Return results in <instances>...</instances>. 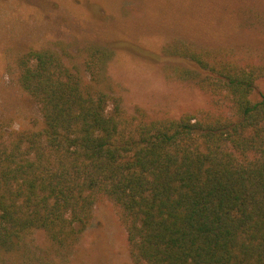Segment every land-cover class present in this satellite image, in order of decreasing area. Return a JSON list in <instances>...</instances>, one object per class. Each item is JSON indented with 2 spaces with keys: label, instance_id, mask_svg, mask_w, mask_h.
Listing matches in <instances>:
<instances>
[{
  "label": "trees",
  "instance_id": "obj_1",
  "mask_svg": "<svg viewBox=\"0 0 264 264\" xmlns=\"http://www.w3.org/2000/svg\"><path fill=\"white\" fill-rule=\"evenodd\" d=\"M167 53L210 108L127 114L99 47L85 49L82 68L49 49L18 58L41 123L0 124V250L36 230L70 249L107 200L132 264H264V94L254 97L264 65L183 43Z\"/></svg>",
  "mask_w": 264,
  "mask_h": 264
},
{
  "label": "rangeland",
  "instance_id": "obj_2",
  "mask_svg": "<svg viewBox=\"0 0 264 264\" xmlns=\"http://www.w3.org/2000/svg\"><path fill=\"white\" fill-rule=\"evenodd\" d=\"M181 43L221 52L242 66L264 65V0H0V124L40 126L16 67L20 56L39 49L79 68L86 48L107 50L105 75L127 114L139 108L162 119L208 109V94L174 74L178 61L167 50ZM261 94L264 80L254 97ZM0 264L132 262L116 211L102 200L74 247L59 249L36 230L13 250H0Z\"/></svg>",
  "mask_w": 264,
  "mask_h": 264
}]
</instances>
